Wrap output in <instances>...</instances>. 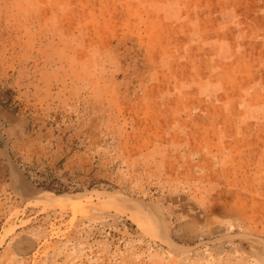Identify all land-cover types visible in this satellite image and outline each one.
Returning <instances> with one entry per match:
<instances>
[{"label": "rangeland", "instance_id": "rangeland-1", "mask_svg": "<svg viewBox=\"0 0 264 264\" xmlns=\"http://www.w3.org/2000/svg\"><path fill=\"white\" fill-rule=\"evenodd\" d=\"M74 9L0 0V264H264V232L223 228L237 214L176 177L174 105L135 93L139 42Z\"/></svg>", "mask_w": 264, "mask_h": 264}, {"label": "crops", "instance_id": "crops-1", "mask_svg": "<svg viewBox=\"0 0 264 264\" xmlns=\"http://www.w3.org/2000/svg\"><path fill=\"white\" fill-rule=\"evenodd\" d=\"M74 11L139 42L149 71L135 93L174 105V173L203 181L202 210L263 234L264 0H75Z\"/></svg>", "mask_w": 264, "mask_h": 264}, {"label": "bare ground", "instance_id": "bare-ground-1", "mask_svg": "<svg viewBox=\"0 0 264 264\" xmlns=\"http://www.w3.org/2000/svg\"><path fill=\"white\" fill-rule=\"evenodd\" d=\"M42 196V195H41ZM42 198V197H41Z\"/></svg>", "mask_w": 264, "mask_h": 264}]
</instances>
